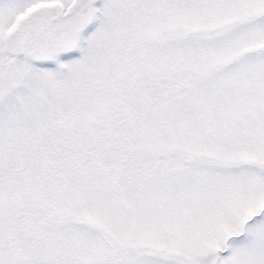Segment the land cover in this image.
Wrapping results in <instances>:
<instances>
[{"label": "snow or ice", "instance_id": "snow-or-ice-1", "mask_svg": "<svg viewBox=\"0 0 264 264\" xmlns=\"http://www.w3.org/2000/svg\"><path fill=\"white\" fill-rule=\"evenodd\" d=\"M0 264H264V0H0Z\"/></svg>", "mask_w": 264, "mask_h": 264}]
</instances>
